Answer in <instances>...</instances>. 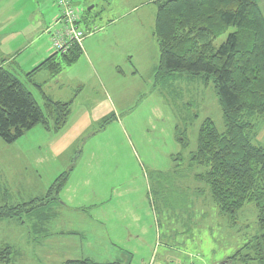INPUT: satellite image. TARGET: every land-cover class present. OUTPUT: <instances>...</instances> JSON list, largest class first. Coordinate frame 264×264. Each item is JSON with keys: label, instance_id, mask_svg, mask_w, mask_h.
Masks as SVG:
<instances>
[{"label": "rangeland", "instance_id": "374dc122", "mask_svg": "<svg viewBox=\"0 0 264 264\" xmlns=\"http://www.w3.org/2000/svg\"><path fill=\"white\" fill-rule=\"evenodd\" d=\"M71 1L81 11L90 52L62 71V93L43 84L45 72L35 82L52 99L77 102L60 132L37 125L11 145L0 140V207L44 199L62 173L67 181L57 201L35 214L0 220V249L12 246L14 264H58L82 256L67 247L58 251L69 238L83 255L118 264H256L237 256L228 263L237 252L248 255L244 246L259 234L255 206L245 205L231 223L194 180L202 170L189 163L205 119L223 131L212 84L155 81L157 0ZM257 3L264 13V0ZM60 11L54 0H0V61L21 45L17 64L25 65L38 40L51 47L48 29ZM5 69L26 81L20 69ZM26 89L42 107L38 88ZM257 123L256 140L264 143V123ZM56 231L75 237H55Z\"/></svg>", "mask_w": 264, "mask_h": 264}, {"label": "trees", "instance_id": "16d2710c", "mask_svg": "<svg viewBox=\"0 0 264 264\" xmlns=\"http://www.w3.org/2000/svg\"><path fill=\"white\" fill-rule=\"evenodd\" d=\"M153 3L156 7L153 36L159 51L155 81L164 84L182 78L190 84L211 83L221 112L223 131L205 119L197 132L196 148L190 154L189 163L202 172L194 175V180L208 188L219 214L231 223L245 205L253 204L257 211L259 234L244 246L249 254L241 256L237 252L228 263L240 257L244 262L264 264V143L256 140L257 122L264 123V16L257 0H157ZM231 28L234 31L215 47L214 41ZM81 55L80 46L73 42L66 53H53L26 74L27 84L40 72L48 73L51 78L57 76ZM31 85L42 93L43 86ZM42 99L43 106L39 107L26 86L0 67V140L3 143L13 144L37 125L54 132L64 128L75 97L68 102H57L42 93ZM180 145L183 150L187 149L185 137L181 138ZM67 177L68 173L58 176L44 199L0 207V220H20L57 201ZM12 251L10 247L0 249V264H11ZM63 264L118 263L83 259Z\"/></svg>", "mask_w": 264, "mask_h": 264}, {"label": "crops", "instance_id": "0c3cea01", "mask_svg": "<svg viewBox=\"0 0 264 264\" xmlns=\"http://www.w3.org/2000/svg\"><path fill=\"white\" fill-rule=\"evenodd\" d=\"M260 7V6H259ZM260 10H261V12H262V14H263V16H264V13H263V10H262V8L260 7ZM82 21H84L85 22V19L83 18L82 19ZM43 27L44 26H47V23H43V25H42ZM42 26H41V28H42ZM87 27V26H86ZM45 28H47V27H45ZM104 27H102V30L104 31ZM87 30H89V28H87ZM86 32H88V31H86ZM89 34H91V33H88L87 35H89ZM44 36V35H43ZM86 37V36H85ZM39 41V47L37 48V52L36 53H34V52H32V54H30L29 55V59L25 62V65H20V66H18V64H17V59H18V55L20 54V53H22L21 51H16V50H18L19 48H21V45H19L18 47H17V49H14V51L11 49V48H9V51H8V53L6 54V55H3V57L1 58V61H0V67H2L3 69H5L6 68V66H11L12 68H14L15 70L17 69V70H19L20 69V71H22V72H24L25 73V75L26 74H28L29 72H31L34 68H36L40 63H42L43 61H45L46 59H48L52 54H53V50L51 49V47H50V44H49V40H38ZM105 42H106V40H105ZM27 44L26 43H24V50L27 48ZM80 49H81V51H82V55H81V57L84 55V57L85 58H87V54L90 52V50H89V46H88V44H86V42H83L82 41V43H81V45H80ZM23 50V51H24ZM81 57L78 59V61L77 62H75L74 64H72V65H76L78 62H79V60L81 59ZM89 61V60H88ZM29 62V63H28ZM29 64V65H28ZM72 65H70V66H67V67H72ZM24 66H26V71L25 70H23V67ZM66 67H64L62 70H61V72L57 75V76H55V77H53V78H51L50 76H49V74L48 73H46L47 75H48V79H47V81H45V82H43V84L45 83V84H48V85H52L53 86V88L56 90H58V92L59 93H62L63 92V88H64V86L63 87H61L60 86V82H59V76L61 75V73H62V71L65 69ZM135 68V67H134ZM155 69H156V66H154L153 67V70H152V72H154L155 71ZM7 72H9L11 75H13L14 77H16L19 81H21L15 74H13V73H11L9 70H7V69H5ZM24 75V76H25ZM38 77L40 76L39 74L37 75ZM37 76H35L34 78H32L31 80H30V82H29V84H38V83H36L35 82V78L37 77ZM56 79V80H55ZM55 81V82H54ZM21 82H23V84L26 86V84L28 83L27 81H21ZM43 84H38V85H43ZM51 99H52V96H49ZM53 101H57V102H63V101H60V100H58V99H52ZM76 102H77V98H75V100H74V104H73V106H71L72 108L75 106V104H76ZM72 108H71V110H72ZM70 115H71V111H70ZM71 170V169H70ZM65 186V185H64ZM64 189V187L62 188V190ZM58 199V198H57ZM61 236V238H64V237H75V231H70V232H68V233H63V232H57L56 231V233H54V236L56 237V236ZM81 237V236H80ZM82 239V238H81ZM60 244L58 245V251H59V249H61V248H64V247H67L66 249L68 250V251H70V250H74V252L75 253H81L82 254V256L81 257H79L80 255H77L78 257H76V258H73V259H67L66 261H68V260H83V259H89V260H91V261H94V262H96V263H111V262H116V260L115 259H110V261H108V259H106V258H104V257H102V259H97V257H94L93 255H87V254H85V255H83L84 254V249H83V246L80 244V245H77L76 246V244H74V242L72 241V240H70L69 238L68 239H65V240H62V241H60L59 242ZM3 247H10V248H12V246H9V245H4ZM113 247H115L116 248V245H114L113 244ZM12 250H13V248H12ZM65 250V249H64ZM76 250L78 251V252H76ZM13 252V255H12V261H11V264H14V259L16 258V251H12ZM109 258H111V257H109ZM65 262V261H64ZM63 261H58V264H63L64 263ZM45 264H46V262H45Z\"/></svg>", "mask_w": 264, "mask_h": 264}, {"label": "built area", "instance_id": "2783aa9c", "mask_svg": "<svg viewBox=\"0 0 264 264\" xmlns=\"http://www.w3.org/2000/svg\"><path fill=\"white\" fill-rule=\"evenodd\" d=\"M54 4L61 11L48 33L53 53L63 54L73 42L80 46L86 34L79 28L81 11L78 7L73 6L70 0H54Z\"/></svg>", "mask_w": 264, "mask_h": 264}]
</instances>
